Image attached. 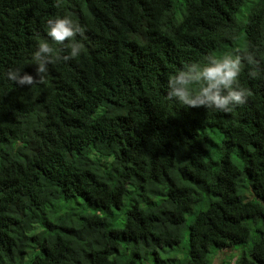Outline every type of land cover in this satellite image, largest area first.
Returning a JSON list of instances; mask_svg holds the SVG:
<instances>
[{
    "label": "trees",
    "instance_id": "16d2710c",
    "mask_svg": "<svg viewBox=\"0 0 264 264\" xmlns=\"http://www.w3.org/2000/svg\"><path fill=\"white\" fill-rule=\"evenodd\" d=\"M63 16L81 54L9 81L38 79L32 54ZM225 52L254 58L244 105L167 98L186 64ZM221 255L264 264V0H0V264Z\"/></svg>",
    "mask_w": 264,
    "mask_h": 264
},
{
    "label": "clouds",
    "instance_id": "9594fccd",
    "mask_svg": "<svg viewBox=\"0 0 264 264\" xmlns=\"http://www.w3.org/2000/svg\"><path fill=\"white\" fill-rule=\"evenodd\" d=\"M84 30L68 16L47 21V39L39 40L32 60L36 66V76L25 73L20 68L9 69L6 78L19 87L31 86L43 81L48 74V66L58 60L68 61L81 54L82 46L77 36ZM53 45L67 49V55L60 56ZM243 61L254 63L252 54L225 52L210 55L204 62L186 64L172 76L167 85V98L184 109H212L231 112L246 102L248 90L241 87L239 77ZM224 256V255H221ZM229 258V257H228ZM227 259V258H226ZM236 258L229 259L234 264Z\"/></svg>",
    "mask_w": 264,
    "mask_h": 264
},
{
    "label": "rangeland",
    "instance_id": "374dc122",
    "mask_svg": "<svg viewBox=\"0 0 264 264\" xmlns=\"http://www.w3.org/2000/svg\"><path fill=\"white\" fill-rule=\"evenodd\" d=\"M184 244H185V246H186V240H184L180 245H181V246H184ZM176 250H177V249H176ZM171 252H172V253H171L172 256H174V257H176V258H180V259L183 258V254L181 255L179 251H176V252H175V251H171ZM235 252H236V256H235V257H237V255L240 254V250L237 249V250H235ZM226 258L229 260V258L226 257V256H217V259L215 260V262H214L213 264H221L223 260H226Z\"/></svg>",
    "mask_w": 264,
    "mask_h": 264
}]
</instances>
